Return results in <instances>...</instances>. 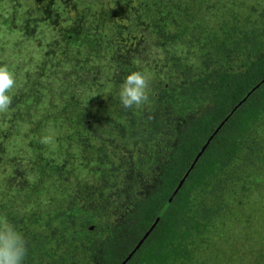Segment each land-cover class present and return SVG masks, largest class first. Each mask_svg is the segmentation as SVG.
Segmentation results:
<instances>
[{"label":"trees","instance_id":"obj_1","mask_svg":"<svg viewBox=\"0 0 264 264\" xmlns=\"http://www.w3.org/2000/svg\"><path fill=\"white\" fill-rule=\"evenodd\" d=\"M0 66V217L23 264H121L155 219L124 264H264V0H0ZM134 71L149 99L126 109ZM106 143L151 177L128 206Z\"/></svg>","mask_w":264,"mask_h":264},{"label":"clouds","instance_id":"obj_2","mask_svg":"<svg viewBox=\"0 0 264 264\" xmlns=\"http://www.w3.org/2000/svg\"><path fill=\"white\" fill-rule=\"evenodd\" d=\"M16 80L7 66H0V114L8 112L13 96L10 95ZM149 80L142 72L128 74L123 82L119 98L122 107L129 109L141 106L149 99ZM43 144L53 142V137L46 136L40 140ZM26 241L21 233L6 218L0 217V264H23L26 257Z\"/></svg>","mask_w":264,"mask_h":264},{"label":"rangeland","instance_id":"obj_3","mask_svg":"<svg viewBox=\"0 0 264 264\" xmlns=\"http://www.w3.org/2000/svg\"><path fill=\"white\" fill-rule=\"evenodd\" d=\"M90 136H91V139H93V135L91 134ZM101 142L102 141H98V140L93 141V143L95 144H99ZM104 145H105V151L114 156L113 160H115L117 164H119V166L121 167L124 166L119 175L120 179L117 180V182L113 184L112 188H110L109 198L117 202V205L119 207H122V205L128 206L130 203V200H132L131 199L132 194L130 192H133L134 195L137 197L144 195L146 192V181L148 179L151 180V177H149L148 175L147 177L143 178L140 175H137L136 177L133 178L131 175V171L123 163L124 159H128L127 153L123 151V149L121 148L117 147L118 149H115L116 146H114L113 144L110 145L106 143ZM132 185L135 186L133 189H131ZM112 209H113L112 213H114L115 210L113 207Z\"/></svg>","mask_w":264,"mask_h":264},{"label":"water","instance_id":"obj_4","mask_svg":"<svg viewBox=\"0 0 264 264\" xmlns=\"http://www.w3.org/2000/svg\"><path fill=\"white\" fill-rule=\"evenodd\" d=\"M207 144V142L205 143V145ZM204 145V146H205ZM204 146L201 148L200 152L197 154L196 158L198 157V155L202 152V150L204 149ZM195 158V160H196ZM180 181L176 187V189L173 191V193L171 194L170 198L168 199V201L171 200V198L173 197V195L175 194L176 190L180 187L181 185ZM157 222V219H155V221L153 222V224L149 227V229L142 235L141 239L138 241V243L136 244V246L134 247V249L127 255V257L125 258V260L121 263L124 264V262L129 259V257H131V254L135 251V249L138 248V246L141 244V242L146 238V236L148 235V233L151 231V229L153 228L154 224Z\"/></svg>","mask_w":264,"mask_h":264}]
</instances>
